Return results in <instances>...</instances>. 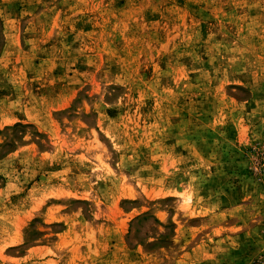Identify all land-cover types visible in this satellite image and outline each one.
Instances as JSON below:
<instances>
[{
	"label": "rangeland",
	"instance_id": "1",
	"mask_svg": "<svg viewBox=\"0 0 264 264\" xmlns=\"http://www.w3.org/2000/svg\"><path fill=\"white\" fill-rule=\"evenodd\" d=\"M0 264H264V0H0Z\"/></svg>",
	"mask_w": 264,
	"mask_h": 264
}]
</instances>
